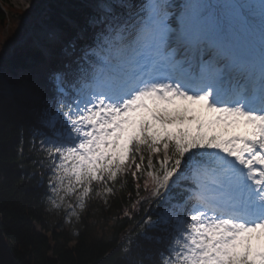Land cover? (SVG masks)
<instances>
[{"label": "snow or ice", "instance_id": "obj_1", "mask_svg": "<svg viewBox=\"0 0 264 264\" xmlns=\"http://www.w3.org/2000/svg\"><path fill=\"white\" fill-rule=\"evenodd\" d=\"M172 7L105 8L80 74L55 78L40 140L48 203L74 215L121 177L143 178L148 200L169 206L144 221L164 237L159 264H264V0L258 16L248 0Z\"/></svg>", "mask_w": 264, "mask_h": 264}, {"label": "trees", "instance_id": "obj_2", "mask_svg": "<svg viewBox=\"0 0 264 264\" xmlns=\"http://www.w3.org/2000/svg\"><path fill=\"white\" fill-rule=\"evenodd\" d=\"M88 1L29 0L28 8L16 10L7 0H0V264H159L154 257L166 247L162 233L144 221L156 224L169 206L148 200L143 178L133 182L130 175L123 176L110 185L113 196L93 195L85 203L86 217L76 222L74 235L73 228L63 224L66 214L57 215L48 203L47 158L38 151L40 140L49 135L43 127L49 114L44 102L57 98L54 75L80 74V57L60 69L61 44H55L54 57L46 59L41 48L50 42L27 35L25 22L53 28L64 42L73 40L86 49L93 40L81 37V31L88 32L97 18ZM96 1L104 6L102 0ZM130 1L112 3L126 18ZM42 70L52 79L38 76ZM25 83L39 92V102L3 92L6 85ZM181 201L174 198L171 203Z\"/></svg>", "mask_w": 264, "mask_h": 264}, {"label": "rangeland", "instance_id": "obj_3", "mask_svg": "<svg viewBox=\"0 0 264 264\" xmlns=\"http://www.w3.org/2000/svg\"><path fill=\"white\" fill-rule=\"evenodd\" d=\"M103 1H104V3H106V2L110 3V2H112L114 0H103ZM177 1H178V3H176V5L172 7L171 12L179 14V12L181 10V7L186 2V0H177ZM7 2H8V4H10L16 10H25L29 6V0H17V1L7 0ZM88 2H91V4H95L94 2H96V1L89 0ZM204 2L205 3H211V4H219V3L227 2V0H204ZM248 2H250V3H252V4H254L256 6L255 9H254V13L258 16L260 0H248ZM136 4H137V1H136ZM141 4H142V0L140 1V5ZM140 5L136 6L132 2L130 4V6H129V10L130 11H128V17L135 15L137 10L139 9ZM25 24H26L25 27L28 30L27 31L28 32L27 35H30V36L32 35V36L37 37V38L46 37V39L50 42V46H49L50 48L49 49H51V50H52V48L54 47L55 44H58V43L62 42V38L63 37H62L61 33L60 34L59 33H54L53 31L49 32L44 27H42V28L34 27L29 20H26ZM96 31H97V29L95 27H92V29L88 32L87 36H85V37H87V39L92 38ZM259 37H260V28L257 25L252 30V34H251L250 38L253 39L256 42H261L259 40L260 39ZM256 49L258 50V48H256ZM44 54H45V52H44ZM62 54L63 55L64 54H70V55L75 54L79 58L82 55V50H80V48H76V47L75 48H71L69 46V47H65L64 49H62ZM47 55H49L50 58L54 57V56H52V53H50V52H48ZM0 57H1V54H0ZM64 66H66V62H64V64L62 65V67H63L62 69H64ZM37 75L38 76L42 75L43 79H46V81L52 79L51 75H47L44 70L38 72ZM57 76H61V75H54V78H56ZM16 94L20 95L23 99L28 100L30 102H39L40 101L39 92H37L34 88H32V86L30 84H28V83H25V84L21 85V87L17 88ZM44 103L47 105L49 113L51 112V113L54 114L55 113V109H56L57 99L56 98H54V99L49 98V99H46V101ZM38 151H41L40 150V145L38 146ZM41 153H42L43 156H46V154L44 152L41 151ZM46 161H47V163H46L47 165H45L46 166L45 168L48 171V173L50 174L49 176H51L52 172L50 170V164H49L48 159H46ZM174 198H179L180 200H183L184 199V194H182L179 190H177L175 192H172L171 201ZM54 211L59 216L62 215V213L66 214V216H65V218L63 220V224L68 229L73 228V230L70 229V231H71L72 235H74L75 234L74 227L76 225V222L78 220L80 221V219L86 217L87 206H86V204L84 205L83 211H80V210H78V209H76L74 207V209H73V211L75 213L74 215L66 212L63 209V207H61L60 210H54ZM159 255L160 254L155 255L154 258H155L156 261H159Z\"/></svg>", "mask_w": 264, "mask_h": 264}, {"label": "bare ground", "instance_id": "obj_4", "mask_svg": "<svg viewBox=\"0 0 264 264\" xmlns=\"http://www.w3.org/2000/svg\"><path fill=\"white\" fill-rule=\"evenodd\" d=\"M14 1H17V0H14ZM136 1H137V4H136ZM136 1L134 2V5L139 6L141 0H136ZM252 45H253V44H252ZM253 46H254V45H253ZM253 54H254L255 58L258 60V59H259V56H256L257 53H254V52H253Z\"/></svg>", "mask_w": 264, "mask_h": 264}]
</instances>
